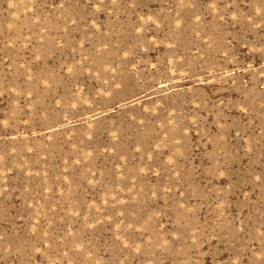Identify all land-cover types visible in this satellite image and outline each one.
<instances>
[{
	"label": "rangeland",
	"instance_id": "rangeland-1",
	"mask_svg": "<svg viewBox=\"0 0 264 264\" xmlns=\"http://www.w3.org/2000/svg\"><path fill=\"white\" fill-rule=\"evenodd\" d=\"M0 264H264V0H0Z\"/></svg>",
	"mask_w": 264,
	"mask_h": 264
}]
</instances>
